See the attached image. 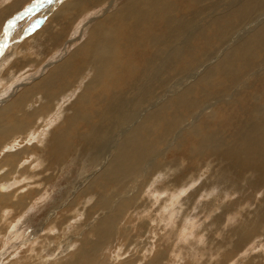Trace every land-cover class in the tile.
Instances as JSON below:
<instances>
[{
    "label": "bare ground",
    "instance_id": "bare-ground-1",
    "mask_svg": "<svg viewBox=\"0 0 264 264\" xmlns=\"http://www.w3.org/2000/svg\"><path fill=\"white\" fill-rule=\"evenodd\" d=\"M27 1L0 0V28ZM12 56L4 253L16 217L40 225L16 248L21 264H164L167 247L147 238L153 214L161 226L202 214L195 228L223 261L263 237L264 0H65ZM260 250L244 264H264Z\"/></svg>",
    "mask_w": 264,
    "mask_h": 264
},
{
    "label": "rangeland",
    "instance_id": "rangeland-1",
    "mask_svg": "<svg viewBox=\"0 0 264 264\" xmlns=\"http://www.w3.org/2000/svg\"><path fill=\"white\" fill-rule=\"evenodd\" d=\"M63 1H65V0H63ZM60 5H61V3H53V4H44V3H42L41 2V0H29V1H27L25 4H24V6L21 8V9H19V10H17L16 12H14L12 15H10L9 17H7V19H5L4 20V22H3V24H2V26H1V28H0V40H2L3 39V35H4V32L5 31H7V32H9V39H8V41H7V43H8V45H9V47L5 50V52H4V54L2 55V56H0V70H1V72H0V82L2 81V79H4V73L3 72H6L7 71V68H8V65H10V63L12 62V60H14V57L16 56L15 54L12 56V58L11 57H9V59L8 60H5V58L6 57H4V56H6V55H8V53L11 51V50H18V48H19V46L29 37V36H31V35H33L37 30H39L47 21H48V19L50 18V16L60 7ZM53 7V8H52ZM31 9V11L30 12H28L27 14H25V9ZM24 11V12H23ZM43 12V13H42ZM19 13V14H18ZM11 18V19H10ZM9 20H14V24H15V27L14 28H11V29H9V28H7L6 27V24H7V22L9 21ZM30 25V26H29ZM24 33V34H23ZM23 37V38H22ZM70 40V41H69ZM71 40H72V42L75 40V39H70V38H68V40H67V42L68 43H71ZM18 43V44H17ZM71 45V44H70ZM70 45L66 48V50H63L62 51V53H67L70 49H71V47H70ZM14 47V48H13ZM18 47V48H17ZM10 50V51H9ZM66 51V52H65ZM6 54V55H5ZM4 57V58H3ZM11 59V60H10ZM10 60V61H9ZM4 61V62H3ZM5 61H6V63H5ZM9 61V62H8ZM6 64V65H5ZM4 66V67H3ZM10 69V68H9ZM9 81L10 80H3L2 82H4V83H6L5 85H7L8 83H9ZM1 82V83H2ZM10 82H12V81H10ZM13 84L14 85H12V88H13V90L14 91H17L15 88H16V86H15V84H17V83H15V82H13ZM10 85H11V83H10ZM9 85V86H10ZM21 84L19 83V86H20ZM4 86V85H3ZM8 86V85H7ZM15 86V87H14ZM18 86V87H19ZM2 88V87H1ZM4 88V87H3ZM2 88V89H3ZM2 89H0V91L2 90ZM3 93V92H2ZM7 94H10V92H7ZM12 94H15V92H13L12 91ZM11 95H9L6 99H8L9 97H10ZM1 101V100H0ZM3 101H4V98H3ZM203 174H205L204 172H203ZM70 194H73V192L72 193H70ZM156 211V210H155ZM159 211V210H158ZM156 212L158 215H160V212ZM217 211H219V209L217 208ZM216 211V212H217ZM215 212V213H216ZM155 213V212H154ZM169 213V212H168ZM176 214V213H175ZM10 215H14V214H10ZM31 216V215H30ZM150 216V215H149ZM149 216H147V219H149L151 222H152V224H150L149 225V227H148V229H147V232H148V235H147V238H148V242H149V239H150V247L152 248V249H154V247H160L159 245V243H162V244H165V243H167V242H169V240L170 241H172V239H175L174 241H172V242H170L171 244H170V246L168 245L169 243H167V244H165V245H162L161 244V246L162 247H167V248H165V249H167V251H166V255H167V258L165 257V260H164V264H213L214 262V264H244V262L246 261V259L248 260L253 254H254V252L253 251H259L260 250V248H261V250L260 251H262V253H264V249H263V247H264V235H263V237L262 238H260V239H256V240H254V242L253 243H251L249 246L247 245V246H245L242 250L240 249V251H239V249H238V252H234V255L230 252V255L232 256L233 255V257L235 258H233V257H231V258H229L227 261L226 260H222L223 258H222V253L220 252V250L219 249H215L214 251H213V249H211V245L209 244V243H207V241H206V237H205V234L203 235V234H199V232H200V229H199V231H197L198 230V227L199 226H201L202 224H201V222H202V220H204L205 218H204V216L202 215V214H200V215H198V216H196V217H194L193 219H191L190 221H189V223H187V224H182V222H180V224H178L179 223V221L174 217L172 220H171V222L172 223H170V225L168 224V225H165V224H162V226H161V223L157 226L155 223L157 222L156 220H155V214H153V215H151L150 217ZM152 216H154V218H152ZM176 216V215H175ZM9 218H10V216H9ZM18 218H20V217H16L15 218V220H17L15 223V226H10V227H8L7 229H6V227H5V229H6V234H5V236H4V239L6 238V242H5V240L4 241H2L3 242V245H5L4 246V250H5V253H4V251L2 250L3 249V247H2V245H0V264L3 262H7V260L8 259H10L11 260V258H13L12 259V261L13 260H15L16 259V261L17 260H19L20 259V261L19 262H16L15 261V263L14 264H21V262H23L24 261V259H22L21 257L23 256V258H24V256L26 255V252L24 253V254H22L23 253V251H22V253H21V256L20 255H18V254H20V252L21 251H19L20 249H25L26 248V246L28 245V244H30L31 243V241H33L35 238H37V237H39L40 236V232H38L37 231V233H36V235L35 234H33V231L35 232V228L34 227H36V225L38 226L39 225V220H35V224H29V222H26L25 224L24 223H22V224H20L19 223V220H18ZM152 219V220H151ZM174 220V221H173ZM24 221V220H23ZM38 221V222H37ZM175 221H177V222H175ZM196 221V222H195ZM195 222V223H194ZM28 223V224H27ZM154 223V224H153ZM176 223L178 224V225H176ZM14 224V223H13ZM173 224V225H172ZM175 224V225H174ZM23 225V226H22ZM154 225H156L157 226V228L154 226ZM198 225V226H197ZM21 226V227H20ZM31 226V227H30ZM40 226V225H39ZM153 226V227H152ZM165 226V227H164ZM169 226V228H167V229H163V228H166V227H168ZM173 226V227H172ZM197 226V230H196V227ZM171 227V228H170ZM180 227V228H179ZM185 227H186V230L188 231V229H190L189 231H191V233H189V235H187V237H185V238H183V232H182V229H185ZM187 227H188V229H187ZM227 227V226H226ZM5 229H4V231H5ZM29 229H31V230H29ZM157 229H159V230H157ZM171 231H170V230ZM174 229H177V230H175V232H174ZM204 229V228H203ZM33 230V231H32ZM155 230H156V233H155ZM165 231L164 232V234L163 235H165V238H166V240H163V239H165L164 238V236H163V238L162 237H160L161 236V234H160V232L161 231ZM168 230V232H170V233H168V232H166ZM151 231H153V232H151ZM195 231V232H194ZM197 231V232H196ZM211 231H213L212 232V234H216V232H217V234H218V236H217V234H216V236H214L215 238H213V239H216L217 237L219 238V236H220V234H219V230H213V229H207V230H205V231H203V233H210ZM10 232V233H9ZM174 232V233H173ZM196 233L197 234V236H195V234L194 233ZM151 233H153L152 234V236L150 237V235H151ZM161 233H163V232H161ZM166 233H167V235H166ZM172 233V234H171ZM176 233H177V235H176ZM202 233V232H201ZM17 236H15V235ZM20 236H19V235ZM160 234V235H159ZM170 234V235H169ZM175 234V235H174ZM193 234H194V236H193ZM12 235V236H11ZM24 235V236H23ZM31 235V236H30ZM33 235V236H32ZM37 235H39V236H37ZM43 235V234H42ZM48 235V234H47ZM51 234H49L48 236H50ZM156 235V236H155ZM157 235L159 236V238L157 237ZM171 235H173V236H171ZM199 235V236H198ZM201 235H202V237H201ZM8 236V237H7ZM9 236H11V238H12V240H11V238H9ZM174 236H175V238H174ZM191 236L193 237V238H191ZM42 237H44L45 238V235L44 236H42ZM150 237V238H149ZM176 237H177V239H176ZM21 238V239H20ZM31 238V239H30ZM33 238V239H32ZM146 238V237H145ZM158 238V239H157ZM197 238H199V241H200V243L198 244V239ZM200 238H202L201 240H200ZM217 238V239H218ZM69 239H71V236H69L68 238H67V240H66V242H68V240ZM155 239V242L153 241ZM157 239V240H156ZM159 239H161L162 240V242H160V240ZM192 239H194V240H192ZM196 239V240H195ZM203 239H205V241H203ZM263 239V240H262ZM11 240V241H10ZM27 240V241H26ZM190 240V241H189ZM10 241V243H11V245H9L7 242H9ZM14 243H13V242ZM21 241V242H20ZM22 241H24V242H22ZM59 242H57V244H56V242H54L51 246H59V244H60V241H64V240H58ZM194 243H193V242ZM253 241V240H252ZM257 241V242H256ZM72 242H73V240H72ZM72 242L70 243L71 245H72ZM191 242V243H190ZM195 242H197V246L196 245H194L195 244ZM7 243V244H6ZM26 243H27V245H26ZM156 243L157 244H159V245H156ZM173 243H175V244H173ZM207 243V244H206ZM260 243V244H259ZM173 244V245H172ZM194 245L193 246V248H192V245ZM258 244V245H257ZM70 245V246H71ZM166 245H168V246H166ZM172 245V246H171ZM207 245V246H206ZM263 245V246H262ZM58 246H57V249H59L58 248ZM187 246H189V247H187ZM7 247V248H6ZM11 247H13V248H11ZM19 247V248H18ZM168 247H171V248H168ZM195 247H196V249H195ZM251 249H250V248ZM253 247V248H252ZM258 247V248H257ZM260 247V248H259ZM12 250H11V249ZM19 249V250H17V249ZM52 248V247H51ZM200 248H201V251L200 252H198V250H200ZM213 248V247H212ZM8 249V250H7ZM55 250V251H57V254L59 255L60 254V249L59 250ZM61 249H63V248H61ZM191 249H193V250H191ZM257 249V250H256ZM259 249V250H258ZM7 250V251H6ZM15 250H17V251H15ZM170 252H169V251ZM172 250V251H171ZM207 250H209L207 253L208 254H206V251ZM251 250V251H250ZM10 251V252H9ZM51 251H52V249H51ZM195 251V252H194ZM217 251V252H216ZM219 251V252H218ZM3 252V253H2ZM6 252H7V254H6ZM14 252H18L17 254L16 253H14ZM122 252H124V251H121L119 254H122ZM168 252H169V254H168ZM172 252V253H171ZM173 252H174V254H173ZM211 252H214V253H211ZM241 252V253H240ZM136 253H138V252H136ZM135 253V254H136ZM194 253H195V255L197 254V253H199V254H197L196 256L197 257H195V255H194ZM215 253H218V255H216ZM219 253H220V255H219ZM240 253V254H239ZM243 253H245V254H243ZM260 253V252H259ZM14 254L16 255V256H14ZM108 254H113L112 252H110V253H108ZM192 254H193V256H192ZM236 254L237 255H239V256H236ZM250 254V255H249ZM18 255V256H17ZM123 256H125V255H127V254H122ZM217 257H216V256ZM6 256V257H5ZM11 256V257H10ZM20 256V257H19ZM121 256V255H120ZM119 256V257H120ZM123 256H121V257H123ZM138 256V254H136V257ZM175 256V257H174ZM216 258V261H215V259L213 258ZM9 257V258H8ZM210 257H211V259H210ZM218 257H219V260L217 261V259H218ZM249 257V258H248ZM180 258H182L181 259V261H178V260H180ZM237 258V259H236ZM239 259V260H238ZM120 260V259H119ZM213 262H212V261ZM177 261V262H176ZM219 261H221V262H219ZM235 261V262H234ZM11 262V261H10ZM178 262H180V263H178ZM205 262V263H204ZM219 262V263H218ZM2 263V264H3ZM117 264V263H116Z\"/></svg>",
    "mask_w": 264,
    "mask_h": 264
},
{
    "label": "snow or ice",
    "instance_id": "snow-or-ice-1",
    "mask_svg": "<svg viewBox=\"0 0 264 264\" xmlns=\"http://www.w3.org/2000/svg\"><path fill=\"white\" fill-rule=\"evenodd\" d=\"M42 3L44 4H53V3H63V0H41ZM31 9H25V14L30 12ZM6 27L11 29L15 27L14 20H9L6 24ZM9 39V32L5 31L3 35V39L0 40V56L4 54V51L9 47L7 41ZM0 99H3V97H0ZM9 151V150H5ZM75 223V221H74Z\"/></svg>",
    "mask_w": 264,
    "mask_h": 264
}]
</instances>
